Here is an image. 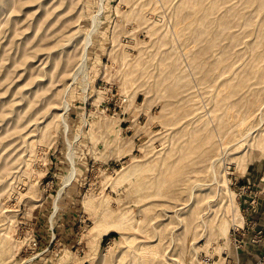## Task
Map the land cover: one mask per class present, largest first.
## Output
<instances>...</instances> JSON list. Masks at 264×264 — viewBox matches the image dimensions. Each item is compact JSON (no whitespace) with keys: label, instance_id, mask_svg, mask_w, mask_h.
Listing matches in <instances>:
<instances>
[{"label":"rangeland","instance_id":"374dc122","mask_svg":"<svg viewBox=\"0 0 264 264\" xmlns=\"http://www.w3.org/2000/svg\"><path fill=\"white\" fill-rule=\"evenodd\" d=\"M264 212V0H0V264H245Z\"/></svg>","mask_w":264,"mask_h":264},{"label":"crops","instance_id":"0c3cea01","mask_svg":"<svg viewBox=\"0 0 264 264\" xmlns=\"http://www.w3.org/2000/svg\"><path fill=\"white\" fill-rule=\"evenodd\" d=\"M256 218H252L255 223H257L258 228L263 229L264 231V212L260 214V216H255ZM264 251V243L262 244H255V245H248L245 248L244 260L245 264H255L261 257Z\"/></svg>","mask_w":264,"mask_h":264},{"label":"built area","instance_id":"2783aa9c","mask_svg":"<svg viewBox=\"0 0 264 264\" xmlns=\"http://www.w3.org/2000/svg\"><path fill=\"white\" fill-rule=\"evenodd\" d=\"M255 229H253V234L249 238L248 244L255 245V244H262L264 243V231L263 229H257L256 226H254ZM255 264H264V251L260 257V259Z\"/></svg>","mask_w":264,"mask_h":264}]
</instances>
